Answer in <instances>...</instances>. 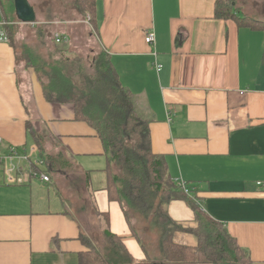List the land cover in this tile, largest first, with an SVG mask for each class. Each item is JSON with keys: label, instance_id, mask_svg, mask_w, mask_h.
I'll return each instance as SVG.
<instances>
[{"label": "crops", "instance_id": "1", "mask_svg": "<svg viewBox=\"0 0 264 264\" xmlns=\"http://www.w3.org/2000/svg\"><path fill=\"white\" fill-rule=\"evenodd\" d=\"M216 1L97 0L96 29L86 22L88 15L77 12L79 19L59 21L55 30L70 40L66 46L78 58L87 60L78 44L86 45L89 59L100 52L110 57L122 85L152 119L153 153L165 157L175 180L196 190L200 208L225 224L249 251L251 264H264V189L258 186L264 183V31L217 18ZM32 6L43 25L57 17ZM11 16L0 0V21ZM149 32L156 36L155 45L145 41ZM30 53L21 33L14 35V46L0 43L2 151L34 148L35 157L45 162L47 154L61 153L80 171L47 172L51 182L46 184L30 175L36 167L17 161L23 178L17 184L9 183L0 167V264H79L87 250L80 239L86 230L65 212L55 177L77 175L87 194V172L101 179L97 186L92 182L97 211L109 214L112 234L123 238L135 260H144L120 205L102 190L105 176L97 174L106 167L101 140L88 124L75 121L72 105L46 100L37 65L48 60ZM29 124L49 133L44 153L29 136ZM167 210L184 227L196 226L188 202L173 201ZM175 238L197 245L188 232Z\"/></svg>", "mask_w": 264, "mask_h": 264}, {"label": "trees", "instance_id": "2", "mask_svg": "<svg viewBox=\"0 0 264 264\" xmlns=\"http://www.w3.org/2000/svg\"><path fill=\"white\" fill-rule=\"evenodd\" d=\"M96 3L97 0H76L75 3L82 15H88L93 30L96 29ZM215 11L221 20H234L239 26L264 31V18L241 15L231 0H217ZM5 21L9 23L10 44L14 46L13 26L8 19ZM55 45L59 46L56 42ZM55 57L37 65L46 100L72 105L75 121L88 124L96 132L106 162L102 190L107 192L110 202L120 205L133 237L146 254L144 260H135L123 238L112 234L109 214L97 211L96 191L87 172L85 185L92 201L91 213L98 224L101 220L105 223L100 234L102 246H95L88 235L81 234L87 250L79 255V264H251L249 251L230 235L225 224L213 220L200 208L196 190L188 187L191 197L186 194L169 173L165 157L153 153L152 119L140 108L137 96L122 85L110 57L100 52L90 60L70 59L58 48ZM28 134L40 153H44L46 144L50 143L49 133L46 130L39 133L29 124ZM43 158L48 162V173L80 171L73 159L61 153ZM180 200L188 202L193 210L194 228H186L170 217L168 205ZM81 207L85 212L84 201ZM177 232L193 234L197 245L177 243L174 240Z\"/></svg>", "mask_w": 264, "mask_h": 264}, {"label": "rangeland", "instance_id": "3", "mask_svg": "<svg viewBox=\"0 0 264 264\" xmlns=\"http://www.w3.org/2000/svg\"><path fill=\"white\" fill-rule=\"evenodd\" d=\"M5 10L9 14L12 13V20L10 17H8V21L11 22L13 26V33L14 35L16 33H21L22 37L25 40V43L27 44V47L31 49L30 56H35L37 59L42 58V60H54L55 52L58 49H61L65 52L66 56L70 59H75L77 57V54L71 53L69 50V47L63 46H56L55 45V37L58 35L56 32V28L58 26H61V23L59 21H72L73 19L77 18L79 19L81 16L77 12L79 10L76 6V0H29L30 3L35 5V7L38 10L47 11V17H51L54 15H57L56 18H52L53 20H47V23L50 22L48 25H43L40 23V20L38 18L37 23L34 25H24L19 23L17 20L13 21L14 14H13V5L9 0H1ZM12 1V0H11ZM233 1L234 5H236V8L241 12V15L244 13L249 15L250 17H253L255 19H263L264 18V0H231ZM31 4V5H32ZM80 13V12H79ZM82 15V14H81ZM63 16L65 19H63ZM86 15H83L85 18ZM56 19V20H55ZM87 22V20H86ZM40 23V24H39ZM88 23V22H87ZM41 28V29H39ZM42 38H41V37ZM82 36H79L80 39ZM78 44V43H77ZM79 46V52L81 56L89 59V53L86 51V45ZM19 52L21 58H25V54L23 55V48L22 46H19ZM27 51V50H26ZM78 58V57H77ZM36 59V60H37ZM81 59V58H80ZM23 63V62H21ZM106 165V164H105ZM45 170H47V167H44ZM105 169V166L102 170ZM97 174H99L102 178H104L103 173L100 171ZM76 176H74L73 179H64V177H55L56 182L60 184V187L58 189L59 196L65 200V212L72 214L83 227H85L86 235L91 239V241H94L95 246H102L101 244V238L100 234H102V229L104 226V221L101 220L98 224L97 218L93 216L91 213L92 208V201L89 198V196L83 191V185L81 184V180L77 179ZM99 177L97 180L95 178L91 179V183L93 182L95 186L99 185L101 181ZM103 183V182H102ZM97 184V185H96ZM93 187V184H92ZM85 202L86 205V211H81V203ZM100 230V231H99ZM101 232V233H100ZM176 241L177 238H174Z\"/></svg>", "mask_w": 264, "mask_h": 264}, {"label": "built area", "instance_id": "4", "mask_svg": "<svg viewBox=\"0 0 264 264\" xmlns=\"http://www.w3.org/2000/svg\"><path fill=\"white\" fill-rule=\"evenodd\" d=\"M89 21V17H87V22ZM9 23L5 20L0 21V43L10 44V37L7 33V26ZM35 26L34 24H31ZM145 41L148 42L150 45H155L156 43V36L153 32H149L146 37ZM55 42L58 45H68L70 40L61 36L60 34L56 35ZM158 71L161 70V66L156 65ZM38 151L32 148L31 150H26L17 147H10L7 149L6 152L2 151V139L0 138V167L4 168L5 175L9 183H23V178L19 177V173L21 167L17 165V161L19 162H27L30 167H36L37 170L32 171L30 175L33 177L41 180L42 183L49 184L51 182L50 176L47 172H45V168L47 167V162L42 160L41 158H36ZM47 173V174H46ZM176 184L190 197V192L188 185L184 183L182 180L177 179L175 180ZM258 186L264 189V183H258Z\"/></svg>", "mask_w": 264, "mask_h": 264}, {"label": "water", "instance_id": "5", "mask_svg": "<svg viewBox=\"0 0 264 264\" xmlns=\"http://www.w3.org/2000/svg\"><path fill=\"white\" fill-rule=\"evenodd\" d=\"M14 9L17 20L24 25L37 23V14L29 0H14Z\"/></svg>", "mask_w": 264, "mask_h": 264}, {"label": "bare ground", "instance_id": "6", "mask_svg": "<svg viewBox=\"0 0 264 264\" xmlns=\"http://www.w3.org/2000/svg\"><path fill=\"white\" fill-rule=\"evenodd\" d=\"M66 46V45H65Z\"/></svg>", "mask_w": 264, "mask_h": 264}]
</instances>
